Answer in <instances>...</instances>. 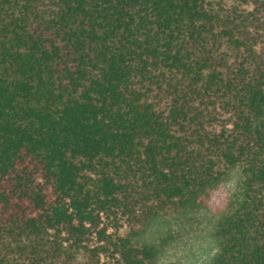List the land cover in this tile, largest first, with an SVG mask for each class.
<instances>
[{
    "label": "trees",
    "instance_id": "trees-1",
    "mask_svg": "<svg viewBox=\"0 0 264 264\" xmlns=\"http://www.w3.org/2000/svg\"><path fill=\"white\" fill-rule=\"evenodd\" d=\"M234 167L264 264V0H0V264H158Z\"/></svg>",
    "mask_w": 264,
    "mask_h": 264
},
{
    "label": "rangeland",
    "instance_id": "rangeland-1",
    "mask_svg": "<svg viewBox=\"0 0 264 264\" xmlns=\"http://www.w3.org/2000/svg\"><path fill=\"white\" fill-rule=\"evenodd\" d=\"M239 167L232 168L200 198L192 223L171 228L158 226L150 237L161 242L158 264H210L217 252L215 228L237 190ZM163 239V241H162Z\"/></svg>",
    "mask_w": 264,
    "mask_h": 264
}]
</instances>
